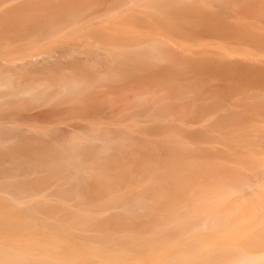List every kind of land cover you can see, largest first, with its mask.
<instances>
[{
    "label": "rangeland",
    "instance_id": "rangeland-1",
    "mask_svg": "<svg viewBox=\"0 0 264 264\" xmlns=\"http://www.w3.org/2000/svg\"><path fill=\"white\" fill-rule=\"evenodd\" d=\"M28 2L29 0H2L0 13L14 8L25 9ZM115 7L105 0L83 11L79 20L72 23L56 19L29 22V25L31 23L34 26L57 24V33L54 35L41 30H36L39 32L37 33L32 30L35 27L15 29V24L0 20V73L2 78L10 80L14 85L6 90L0 88V169L6 172L0 175V181L9 178L11 181L35 182L37 188L34 187L32 193L35 192L36 196L25 194L26 206L42 202V195L49 194L47 200L53 209H72L70 205L75 202L55 201L58 192L54 186L72 168L67 166L69 171L66 166L56 168L52 164L55 159L48 156L59 153V156L64 157L66 152L61 148L76 144L80 146V150L75 153L82 156L73 168L81 164L86 169L79 174L78 193L83 197L81 203L96 205L94 209H99L96 213L100 212L105 216L97 197L110 194L120 198V189L113 179L103 180L106 171L102 166V158L95 159L97 165L90 168L93 160L84 157L89 152L84 148L96 147L99 144L97 140L103 139L105 135H115L122 121L126 126L136 124L131 133L139 163L135 171L136 181L130 182V186L135 184L133 188H136L140 185L139 176L144 175L148 178L147 181L152 178L154 184L163 187L168 193L178 191L179 199L173 202L171 215L180 212L188 197L196 190H188L174 180L185 174L189 165L199 171L194 176L199 177L200 181L203 179L202 182L212 175L219 176V179H232V184H237L235 180H246L248 183L252 180L254 187L252 185L251 189H246L243 185L240 193L249 194L253 189L256 193L262 192L264 0H235L230 9L223 11L213 8L220 17L219 20L225 22L235 34L227 38L219 30L214 33L197 32L183 24L179 25V29H166L154 17L135 6L129 9L131 13L128 15L134 18L131 21L126 18L128 15L120 18L124 9L116 10V15L105 18L104 12ZM34 9L38 11L36 7ZM25 13L29 14V11ZM124 28L129 32H136L140 37L132 38L125 30L127 34L120 32ZM106 33L114 34L120 40V45L125 48L123 52L131 50L130 46L135 42L149 44L161 41L181 57L202 55L215 62L222 57L230 65L238 62L249 67H243V70L239 67L220 69L212 65L195 75L183 71L172 80L171 88L170 78L164 73V70L170 72L173 68L169 60L154 61L158 65L154 68H146L142 64L138 69H131L132 63H127L120 57V66L117 67V58L115 59L114 50L108 47ZM163 54L166 55L164 52ZM103 60H112V65L106 66L108 63ZM128 72L133 75L125 77ZM116 73H120V78H117ZM191 82H197L202 96L207 98L203 107L195 101L192 106L189 101L176 99L175 86H190ZM30 87L33 91L26 93V88ZM158 90L175 99L174 110L156 114L150 125L148 101L150 94ZM134 97H142L141 100L147 104L134 108L140 101L134 100ZM127 106H131V109H125ZM204 132L209 136L206 134L205 137ZM230 136L244 145L227 144L231 141L224 139L232 140ZM202 141L207 143L201 144ZM172 150L178 155L170 156ZM12 157L17 159L13 160ZM14 161L20 167L12 171L10 163ZM147 162L154 164L152 175H147V171L143 172ZM40 185L45 189L42 192L38 190ZM8 191L14 193L12 190ZM223 195L221 192L209 197L214 198L217 204L226 197ZM229 195L233 199L238 193L232 192ZM0 196L2 205L7 208L18 212L28 208L10 201L7 203L6 198L10 196L3 192H0ZM222 207L219 206L217 210ZM209 211L213 212L215 209L211 207ZM246 213L249 212H238V220L246 218V224L242 221L243 226L238 229L243 231V235H235L240 244L244 240H258L264 235L261 229L264 222L244 228L251 223Z\"/></svg>",
    "mask_w": 264,
    "mask_h": 264
},
{
    "label": "bare ground",
    "instance_id": "bare-ground-1",
    "mask_svg": "<svg viewBox=\"0 0 264 264\" xmlns=\"http://www.w3.org/2000/svg\"><path fill=\"white\" fill-rule=\"evenodd\" d=\"M108 1L116 7L108 8L104 12L103 15L107 19L116 15V10L121 11V9H124L125 12L120 14V18L128 15L131 13L129 9L135 6L154 17L166 29H179V25L183 24L197 32L214 33L219 30L224 33L223 36L226 38L235 35L225 22L222 23L219 20L220 17L213 9L214 7L220 11L230 9L235 4V0ZM103 2L105 0H29L25 9L14 8L0 13V20L15 24V29L39 27L32 30L51 32V35H54L57 33V24L51 26L35 24L34 26L31 23L29 25V22L36 23L39 19L44 21L56 19L72 23L80 17L83 11ZM1 3L2 0H0ZM42 6L43 8L40 9ZM35 7L38 11L34 9ZM26 11H29V14L25 13ZM126 18L130 21L134 19L131 15ZM25 22L28 26L24 24ZM41 26L45 28H41ZM124 30L125 28L120 29V32L122 31L124 34L128 32L132 38L140 37L136 32L128 30L125 32ZM244 33L247 32L244 30ZM105 38H107L108 47L115 52L117 67L120 66V57L127 63H132L131 69H138L142 64L146 65V68H154L158 67L154 61L169 60L173 68L170 72L164 70V73L170 78L169 86L171 88L172 80L183 71L186 74L195 75L211 68L212 65L220 69H237L239 67L243 70V67L244 69L249 67L238 62L230 65L222 57L218 58L219 60L216 62L202 55L181 57L161 41L149 44L135 42L130 46L131 50L123 52L125 48L120 45V40L114 34L109 33ZM50 59L52 60V58ZM111 62L112 60H107L106 66L112 65ZM113 62L115 61L113 60ZM165 68L171 69V67ZM131 74L133 75L132 72H128L125 77H129ZM1 76L0 73L1 89L6 90L14 86L10 80ZM116 76L120 78V73H116ZM191 83L190 86L185 87L175 86L176 99L189 101L191 105L195 101L203 107L207 98L202 96L200 85H197V82ZM32 91L31 87L25 90L26 93ZM147 95L149 96V94ZM136 99L140 101L134 108L147 104L141 100L142 97H134V100ZM174 100L167 94H162L161 90L151 93L147 112L149 124H153L152 117L156 114L173 111ZM130 107L127 106L125 109H131ZM135 126V123L126 126L120 121V128L116 130L115 135H105L103 139L97 140L99 144L96 147L84 148L89 150L84 157L93 160L90 162V168L97 165L95 159L102 158L104 160L102 166L106 171L103 180L113 179L116 187L120 189V198L110 196V194L97 197V202L100 203L105 216H102L100 212L96 213L99 210L94 209L96 205L81 203L83 197L78 193L80 189L79 174L86 169L81 164L75 165L73 168L76 161L82 156L75 153L80 148L79 145L72 144L61 148L66 152L64 157L59 156V153H53L50 156L43 155L55 159L52 164L56 168L66 166V170H68L67 166H71L72 169L68 170L69 174L61 176L54 186L58 192L55 195V201L58 203L61 201L75 202L70 205L73 207L72 209H53L47 200L49 194L42 195L44 198L42 202L37 201L33 206H26L24 203L25 194L36 196L35 192L32 193L33 188H37L34 185L35 182L1 179L0 192L10 196L9 198L5 197L7 203L11 202L28 208L18 212L3 206L4 204L2 205L0 200V264H264V235L258 240H244L241 244L236 241L237 236H235L243 235V231L238 229L243 226L242 221H244V225L246 224V218L242 221L238 220V212L242 210L249 212L246 215L251 220V223L244 228L248 229V227H254L256 224L264 222V187L260 186L262 192L256 193L253 189L249 194H245L240 193L244 188L243 185L246 186V189H251L254 184L252 180L249 183L246 180H235L234 182L237 184H232V179H219V176L212 175L207 177L210 179H204L203 182V179L201 181L198 179L199 177H196L195 181L194 175H198L199 171L189 165L187 172L182 176L175 177L174 180L186 186L188 190L194 188L196 190L188 197L186 204L184 203L181 207V211L171 215L170 208L173 206V202L179 199L178 191L168 193L163 187L154 184L153 180L151 181L152 178L147 181L148 178L144 175L139 176L140 185L136 188H133L135 184L131 186L129 184L136 181L137 172L135 171L139 163L134 151L135 140L131 133ZM204 134L205 137L209 136L206 132ZM231 138L232 140H224L231 141L227 144L244 145V143L234 140L235 138ZM261 140L264 142V136ZM204 141L200 143H207ZM175 152L170 151V156L178 155ZM15 158L12 157L13 160ZM152 165L154 164L147 162L143 172L147 171V175L154 174ZM18 167H20L18 162L10 163V170L15 171ZM262 171L264 172V168ZM4 173H6L5 170L0 169V175H4ZM197 181L200 183L198 184ZM41 187L40 185L38 190L42 192L45 189ZM8 190H12L14 193H9ZM221 192L224 194L223 197H226L222 202L215 204L214 198H210L209 195L221 194ZM232 192L238 193L233 199L229 197ZM252 198L253 200H251ZM219 206H223L221 210H217ZM211 207L215 211H209ZM222 215L223 218H221ZM261 229L264 231V225Z\"/></svg>",
    "mask_w": 264,
    "mask_h": 264
}]
</instances>
